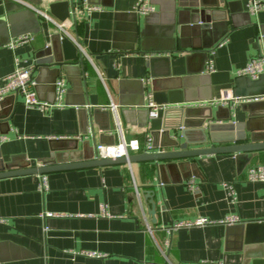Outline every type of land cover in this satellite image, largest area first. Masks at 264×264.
I'll list each match as a JSON object with an SVG mask.
<instances>
[{"label":"crops","instance_id":"0c3cea01","mask_svg":"<svg viewBox=\"0 0 264 264\" xmlns=\"http://www.w3.org/2000/svg\"><path fill=\"white\" fill-rule=\"evenodd\" d=\"M50 1L0 0V78L17 65L33 67L37 99L49 104L30 106L24 95H16L10 116L0 123L4 161L40 165L51 150L74 146L79 154L94 155L98 143L119 140L116 118L125 139L154 140L153 132L163 129L165 119L176 120L175 113L166 111L183 106L197 109L192 117L198 121L210 114L209 106L213 117L220 105L231 109L229 118H206L201 127L187 130L190 147L233 144L238 129L227 125L241 124L242 132L248 121L254 126L251 136L264 139V102L249 107H243L242 99L214 102L228 90L240 98L264 97L252 90L255 85L264 88V71L257 78L237 72L264 53L258 39L264 37V9L252 11L250 0H224L225 19L197 31L190 27L195 12L188 0H149L154 10L146 15L137 11L139 0H74L64 21L50 13ZM17 4L35 13L41 30L27 33L32 41L10 47L16 38L11 26L22 30L25 25ZM175 19L190 29L181 34ZM55 33L77 42V57L65 60L63 67L55 62L36 66L37 59L51 54ZM193 40L210 47L193 49L187 45ZM182 42L187 47L179 51ZM59 79L65 82L61 105L57 94L55 98ZM149 95L165 106L156 118L144 106ZM80 107L110 111V127L104 113L96 119L88 114V131L83 132ZM169 129L182 138L181 130ZM259 165H264V150L247 160L219 153L176 160L165 168L150 161L57 170L45 174V189L39 187V174L2 177L0 264H253L249 249L261 245L244 244L240 222L264 220V181L248 176ZM151 188L157 222L143 195ZM230 216L239 218L238 223L221 221ZM199 217L212 222L172 234L165 230L173 221Z\"/></svg>","mask_w":264,"mask_h":264},{"label":"water","instance_id":"95a60500","mask_svg":"<svg viewBox=\"0 0 264 264\" xmlns=\"http://www.w3.org/2000/svg\"><path fill=\"white\" fill-rule=\"evenodd\" d=\"M32 3L38 4L40 0H26ZM187 6H189L192 11L195 13L192 15L193 20L191 26L194 30H207L213 28V26L220 20L225 19L226 8H223L225 5L224 0H214V2H209V0H188ZM180 4V3H179ZM182 3L180 4V6ZM184 5V4H183ZM19 9V16H22L25 22L22 30L15 29L14 26H11L12 37H18L21 34L27 33H36L41 30V24L39 19L32 10L23 9L25 5L17 4ZM74 7V0H51L48 4V10L50 13L57 19L64 21L70 17V12ZM12 14L9 17V20L12 22L16 16ZM175 22L181 26L179 32L185 34L189 27H185V21L182 19H175ZM6 33L9 34V29ZM260 41L264 42V37L259 36ZM192 41V39H191ZM196 41L193 40L189 47L193 49H198L203 47L201 45L195 44ZM194 43V44H193ZM187 45H184V42L180 43L179 51L186 49ZM205 48L210 47V45L204 46ZM203 47V48H204ZM78 55V48L72 42V40L66 35L61 36L59 33L52 35L51 39V54L43 59L36 60V66L39 63H52L55 62L59 67H63L65 60L75 59ZM36 69V68H35ZM57 76L60 74V68L57 69ZM252 90L256 94L264 93V88H258L257 85L252 87ZM16 95H7L0 101V123L3 119H6L10 116ZM55 98H56V88H55ZM55 100L51 101L50 104H55ZM253 102H264V99L252 100V101H243V107H249ZM260 104V103H259ZM263 104V103H262ZM81 105H84L82 102ZM218 110L215 112L213 117V108L208 107L210 114L206 117L201 118V122L196 118H193V112H197V109L191 108L190 106H183L178 108H171L166 111V113H175L176 120L174 123H168L166 121L163 124L162 130H156L153 132L154 140L153 144L158 150L151 151L150 153H132L128 157L120 156L115 158H98L95 159L93 153L88 156L83 155L82 153H77L76 148H59L51 150L50 157L43 159L40 165H31V162H26L25 164H15L14 158L12 161H4L0 153V178L14 176V175H24V174H39L45 175L46 173L71 169V168H82V167H98V166H109L121 163H130L133 162H150L155 161L160 165L161 168L167 167L171 162L176 160H185V158H192L202 155L210 154H219V153H232L236 155L237 159H246L254 156V153L257 151L264 150V139H256L251 136L254 131V126L250 124V121L246 123L244 131L240 132L241 124L227 125L231 129H238L236 138L233 144L226 145H210L202 146L200 148L190 147V140L187 138V130H190L193 127H201V124L206 118H218L226 117L229 118L231 114V109L225 106H218ZM228 111V114L226 112ZM225 112V113H224ZM250 112V111H249ZM98 113H104L109 120V127L112 120V114L110 111L105 109H88V111L80 107L79 114L80 118L84 120V125L81 127L83 132L88 131V114L91 118H97ZM165 113V114H166ZM251 113V112H250ZM252 114V113H251ZM252 115H250V118ZM94 119V120H95ZM171 126H170V125ZM215 126L211 124V129ZM181 130V137L171 133L170 129ZM158 137V141H157ZM181 139H184L182 141ZM88 142H84L85 146ZM86 149V146L85 148ZM69 152H68V151ZM71 151V152H70ZM67 153V154H66ZM143 195L148 201L149 213L153 216V222H157V213H156V202H155V189L151 188L143 191ZM241 228L244 231V244H259L260 249L254 250L253 248L249 249L250 253L254 254L251 261L253 264H264V220L256 221H247L240 222ZM257 248V247H256ZM255 248V249H256ZM254 250V251H253Z\"/></svg>","mask_w":264,"mask_h":264},{"label":"built area","instance_id":"2783aa9c","mask_svg":"<svg viewBox=\"0 0 264 264\" xmlns=\"http://www.w3.org/2000/svg\"><path fill=\"white\" fill-rule=\"evenodd\" d=\"M29 7H32L36 12L41 14L43 17L47 18L48 20L52 21L50 15L40 9L38 6H34L33 4L26 3ZM249 8L252 11H258L260 9H264V0H250ZM154 10V6L150 4L149 0H139L137 3V11L140 14L146 15ZM61 27V26H60ZM65 34H69L68 31L63 29ZM32 35H20L12 40L9 44L10 47H16L19 44H23L25 42L32 41ZM76 42V41H75ZM77 46V42H76ZM80 49L83 50L82 46ZM209 71L214 70V66L212 61H209L208 64ZM264 71V53L259 56L253 57L244 67H241L237 72L240 75H245L253 78H257L261 73ZM36 81L33 77V67L31 66H22L17 65L16 68L11 72L0 78V101L7 95H18L22 94L25 96V102L27 105L30 106H38L40 108H44L49 104L42 103L37 99V95L34 89V85ZM65 93V82L63 79H59L56 81V94H57V102L56 104L61 105V100L63 98V94ZM252 101L258 99H264V97H253V98H240L234 96L232 90H228L223 96L215 99L214 102L225 104L231 100L233 101ZM144 106L149 110V117L156 118L158 117L160 110L165 108L164 105L157 104L149 95L147 102ZM110 108L112 110L115 109V105H111ZM116 127L120 132V138L115 144H103L98 143L95 148L94 158H115L120 156L128 157L132 152L134 153H150L154 151L155 146L153 144V140L151 137L146 139L143 143L140 142L137 138H132L130 140L125 139V136L122 131V127H120L119 120L116 118ZM4 139V136L0 137V142ZM248 176L250 181H264V165L254 166L253 168L249 169ZM47 186L46 177L42 175V181L39 185L40 189H45ZM136 194L138 195L139 192L136 190ZM227 224H235L238 223L239 218L236 216H230L224 220H221ZM220 221V222H221ZM212 221L206 217H199L195 219H186V220H177L173 221L168 227L165 228L168 234H172L175 230L186 227V226H204L205 224L211 223ZM0 223H5L3 218H0ZM149 230L150 227L148 226ZM151 231V230H150ZM170 241L167 240L163 248L167 251L169 248ZM93 255L92 253H90ZM221 264V263H217Z\"/></svg>","mask_w":264,"mask_h":264}]
</instances>
